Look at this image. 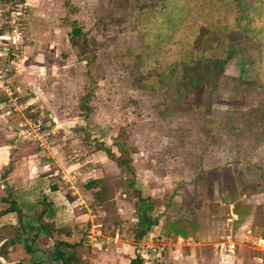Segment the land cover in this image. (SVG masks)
I'll list each match as a JSON object with an SVG mask.
<instances>
[{
	"label": "rangeland",
	"instance_id": "1",
	"mask_svg": "<svg viewBox=\"0 0 264 264\" xmlns=\"http://www.w3.org/2000/svg\"><path fill=\"white\" fill-rule=\"evenodd\" d=\"M29 1V24L20 50L19 67L23 57L25 61L20 71L39 70L46 73L47 77L40 78L37 86L45 89L44 86L48 83L52 88L50 97L58 115L56 124H53L56 127L55 137L66 139L67 136L61 131L63 126L60 125L66 123L72 132L84 136L79 143L89 144L91 152L101 150L98 149V141L103 139L106 143L115 139L121 143L118 147L108 145L114 155L108 159L103 158L101 152L96 153L98 156L94 158V162L99 167L96 166L91 174H100L99 176L103 175L100 178L108 179L112 190L111 212L106 209L109 207L106 203V206L104 203L96 204L93 196L90 202L84 199L86 196L90 197V193L93 195L94 189L85 188V178L77 174L75 195L79 196L81 193L87 208L96 212L95 217L81 224L82 243H86L85 237L91 223H101L106 231L114 226V215L119 216L114 196L118 202L124 199L128 201L125 222L122 220L120 224H124L128 241L133 240L138 193L130 191L127 194L119 181L121 178H135L141 183L143 195L152 188L163 192L179 187L178 192L171 197L169 214L177 210L176 202L178 204L181 201L180 192L183 189L196 196L195 206L199 212L192 217L200 224L199 233H192V238L178 240V243L163 236V227V237L158 235L166 205L161 202L160 196L153 199L154 206L147 213L158 221L151 226V232H147L146 238L140 240L144 249L139 248L144 251L143 256L151 261L148 264H228L227 261L236 257L237 249H234L232 255L222 254V258L220 251L223 253L224 246L215 248L224 238L223 228L228 217L235 218L230 213L229 204L223 200L224 195H238L239 191L254 193L253 189L258 186V197H264V178H260V171H264V99L256 89L231 88L232 84L242 85L245 82L242 52H236L226 62L218 89L211 90V71L214 69L209 64L200 69V73L207 79L205 86L196 80V74L191 73V83L180 81V89H176L173 83L167 92L152 91L142 86V77L145 75L132 74L128 64L119 60L120 47H134L140 41L134 11L137 5H149L148 1ZM70 21H75L88 38V51L94 53L92 64H87L79 56L84 38L70 37ZM179 73L178 71L177 76ZM91 76L97 77L95 86L91 88L90 98L84 101L83 95L90 91ZM14 81L18 83L17 78ZM35 103L40 106L37 101ZM40 111L49 110L44 111L40 106L38 113ZM102 131L106 133L105 136L100 135ZM21 138L25 137L21 135ZM73 153L70 158L77 161L79 156L76 159ZM122 156L124 162L120 160ZM104 161H108V164L105 165ZM198 182L209 186V197L196 192ZM239 197L236 203H241V208L237 213L233 212L239 217L237 222L242 218L245 220L246 213L251 212L248 211L246 201L252 198L248 197V200L246 196ZM75 199L70 201V213L76 208L78 211L81 209L75 205ZM208 201L211 209L207 207ZM84 209L87 211L85 207ZM254 212H258V209L253 210ZM105 217H109V220H105ZM71 224L73 233L81 231L79 224ZM215 233L216 237L213 238ZM240 236V247L245 244L255 247L258 245L261 250L264 247L262 239H255L252 244L242 240ZM233 240L236 242L237 239L233 237ZM193 243L198 245V249L190 257V249L186 250L184 247L191 248ZM113 246L115 244L107 243L103 252L112 253ZM83 249L84 252H89L86 247ZM180 249V254H173ZM147 250H152L149 252L150 256ZM171 255L176 259L171 258ZM91 260L85 256L79 264L87 261L90 264ZM237 263L238 261L231 262Z\"/></svg>",
	"mask_w": 264,
	"mask_h": 264
},
{
	"label": "trees",
	"instance_id": "2",
	"mask_svg": "<svg viewBox=\"0 0 264 264\" xmlns=\"http://www.w3.org/2000/svg\"><path fill=\"white\" fill-rule=\"evenodd\" d=\"M145 1H148L149 5H137L134 11L137 31L140 34L139 43L134 47L119 48L120 62L127 63L132 74L145 75L142 77V86L152 91L167 92L174 83L176 89H180V81L191 83V73L196 74V80L205 86L207 79L200 73V69L211 64L214 69L211 71V90L218 89L226 62L236 52L241 51L245 82L242 85L232 84L231 88L256 89L264 99V0H140L142 3ZM132 2L136 4L135 1ZM70 23V37L84 38L79 56L84 58L87 64H92L94 53L88 51L90 48L88 38L77 27L75 21ZM96 78L90 77V91L83 95L84 101L90 98ZM100 135L105 136L106 133L102 131ZM108 145L118 147L121 143L116 139L109 143L104 139L98 141V149L112 157L113 151ZM120 160L125 161L123 156ZM260 178H264L263 170L260 171ZM119 183L127 194L130 191L138 193L137 221L132 235L134 240L139 241L150 225L151 218L147 211L153 208V199L160 196L161 202L169 206L172 203L171 197L178 192L179 187L163 192L161 189L149 190L143 195L140 190L141 183L135 178L125 180L121 178ZM83 185L85 188L94 189L93 199L96 204L106 203L109 205L106 209L112 211V190L107 178H90ZM196 192L203 193L206 197L210 196L209 186L203 182H198ZM180 196L181 201L177 205V210L169 214L163 223L164 235L172 240L178 235L188 236L199 225L192 219L194 215L199 214L195 206L196 196L187 189H183ZM240 205L241 203H236L234 213L239 211ZM211 207L209 205L210 209ZM247 207L250 211L251 206L247 204ZM10 208L14 209V205L12 204ZM48 210L50 212L49 207H44L36 215L37 228L43 232H49L53 226V222L39 221ZM120 222L115 214L114 226L109 230L106 225V229L109 230L107 232H113ZM36 236L34 233L29 240L33 241ZM82 242L83 240L78 242L55 240L45 264H79L81 256L77 252V247L83 244ZM28 245L25 243V247ZM30 262L40 264L43 261L38 257L30 258ZM129 264H143V260L137 255Z\"/></svg>",
	"mask_w": 264,
	"mask_h": 264
},
{
	"label": "crops",
	"instance_id": "3",
	"mask_svg": "<svg viewBox=\"0 0 264 264\" xmlns=\"http://www.w3.org/2000/svg\"><path fill=\"white\" fill-rule=\"evenodd\" d=\"M27 1L28 3L30 2L29 0ZM23 59V57L20 59V68L23 67L22 63L25 61V59ZM45 77L47 76L44 71L38 70L36 72L32 70H22L14 76L13 84L26 92L24 98L31 99L35 102L37 101L44 111L45 109L49 110L46 112L42 111V113L48 115L49 122L54 124L55 121L58 120V115L55 112V104L50 97L52 88L48 86V83L44 86L45 89L42 86H37L38 80L40 78L44 79ZM15 78H17L18 83L14 81ZM32 81L35 82L33 83ZM28 93H30V95ZM65 124L66 123L60 125L63 126V128H61L63 130L61 131L67 136L66 139L62 140L57 136L53 139L54 143H51L52 145L49 149H40L33 141L21 138V117L16 113L8 112L0 103V264H33L30 262V258L37 259L38 257H41L43 261L40 264H45L49 259V252L53 249L55 240L60 239L67 242H78L83 240V227L81 224L90 221V217L87 215L84 208L79 209V211L78 208H76L73 213H70V201L71 199L74 200L77 198V196L65 193L60 182L59 174L62 170L73 168L76 170L79 177L85 178L83 183L90 178H100L103 175H91L94 168L98 166V164L94 162V158L98 156L96 155L98 152H101L103 158L108 159V156L103 153L102 150H92L93 152H91L89 144L81 145L79 142L82 139L81 137L84 136L72 132ZM73 151L80 154L77 161L70 158V154H72ZM104 163L107 165L108 161H104ZM115 172L117 173L118 171ZM152 190L156 189L152 188ZM253 191L255 194L251 191L248 192V194L247 192L241 193L239 191L238 195H224L223 200L229 204L230 213L235 217L232 221V237H234L235 240L237 239L236 242L238 244V247L235 248L237 249L236 257L230 260V262L227 261L226 263L228 264H231L232 261H238L237 264H264V247H262V250L258 248V245L255 247L245 244V246L243 245V247H240L241 244L238 242L239 235H241L240 237L243 238L242 240L247 241V243H252L255 239H262L264 241V197H258V186L255 187ZM240 194L243 197L246 196L245 198L247 199L248 197L252 198L246 201V204L251 206V212L246 213L244 216L245 220L242 218L237 222L236 220L239 217L233 213V209L235 206L234 203L237 201L236 199L241 196ZM88 196L90 197L86 196L84 199L90 202L93 195L90 193ZM78 197H81V193ZM113 199L115 205L118 206V218L125 222L126 217H124V214H126L129 209L128 201L124 199L118 202L116 196H114ZM12 204L14 205V209L10 208ZM207 204V207H209L210 202L208 201ZM177 205L176 202V206ZM44 207H49L50 212L48 210L43 214L39 221L45 223L53 222V226L49 232H43L41 229L37 228L38 222H36V215L40 213ZM168 207L169 206L166 205L165 213L161 219L162 222L160 221L159 225L160 229L158 235L161 236V228L163 227L164 219L170 213ZM256 209H258V212L253 213V210ZM150 220V225L145 230L144 236L140 240L146 238L147 232H151V226L158 221L156 218H151ZM195 221L198 222V220ZM71 222L79 224L78 228H80L81 231L76 234L73 233L72 231H74V228H72L73 224H71ZM119 224L116 228L121 226L123 229L124 224ZM198 229L197 227L194 232H191L186 237L178 235L174 241L178 242V240L192 238V233L197 232ZM34 233L37 234L35 239L33 241L29 240V237L34 235ZM198 233L199 231L197 234ZM214 235L213 238L216 237V233ZM156 236L157 235H155V237ZM140 240L136 241L133 239L126 243H112L115 244L112 253L103 252L106 250L104 246L88 245L86 243L79 245L77 247V252L80 254L81 258L85 256H87L88 259L91 258L90 264H129L137 255L142 258L143 264H148L151 261L149 262V259L139 254V252L141 253L142 251L141 249H144L141 247ZM25 243L29 244L28 247H25ZM83 247H86L89 252H84ZM151 247H154V245H151ZM197 247L198 245L193 243L191 248H184H186V250L190 249V257H192L193 253L197 251ZM150 251L147 250V253L149 254ZM177 252L180 254L182 249H180V251H174L173 254ZM95 253L97 255L94 256L93 254ZM31 255L34 256L31 257ZM171 256L174 260L176 259L175 256ZM86 263L89 262L87 261Z\"/></svg>",
	"mask_w": 264,
	"mask_h": 264
},
{
	"label": "built area",
	"instance_id": "4",
	"mask_svg": "<svg viewBox=\"0 0 264 264\" xmlns=\"http://www.w3.org/2000/svg\"><path fill=\"white\" fill-rule=\"evenodd\" d=\"M28 5L26 0H0V96L1 104L8 112L18 114L22 119L21 134L26 139L33 141L40 149H47L55 138L56 127L49 122L48 115L40 111L39 105L31 99L24 98L25 91L13 84L14 76L20 71L19 58L22 43L28 28ZM80 154L74 152L77 159ZM60 182L64 190L71 195L77 193V173L74 169L62 170L59 174ZM75 205L79 208H86L87 215L96 216V212L87 208L84 199H75ZM101 214V211L100 213ZM232 216L228 217L223 228L224 238L217 243L215 248L224 246L223 254H232L238 244L232 237ZM86 244L101 245L107 243L128 242V234L121 226L115 228L113 232H107L101 223H91L86 233ZM221 250V249H220ZM139 252L143 256V252ZM223 258V256H221ZM89 264V263H83Z\"/></svg>",
	"mask_w": 264,
	"mask_h": 264
}]
</instances>
